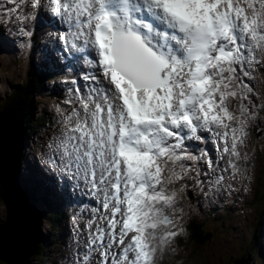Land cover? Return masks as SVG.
Masks as SVG:
<instances>
[{"label":"snow or ice","instance_id":"6c2138e0","mask_svg":"<svg viewBox=\"0 0 264 264\" xmlns=\"http://www.w3.org/2000/svg\"><path fill=\"white\" fill-rule=\"evenodd\" d=\"M5 5L3 25L27 47L38 28L54 29L48 60L64 99L40 165L79 207L72 264H159L184 231L178 200L190 184L207 197L249 178L264 0ZM5 134L0 117V142Z\"/></svg>","mask_w":264,"mask_h":264},{"label":"rangeland","instance_id":"374dc122","mask_svg":"<svg viewBox=\"0 0 264 264\" xmlns=\"http://www.w3.org/2000/svg\"><path fill=\"white\" fill-rule=\"evenodd\" d=\"M37 58L38 57H33V59H37ZM24 65L25 64H19V66H22V67H24ZM0 67L3 70V72L0 70V94L5 95L7 93L5 90L14 91L16 89V86L20 85L21 81L24 80V78L26 77V70L22 68L19 69L17 65L10 63V57L9 55H6V54H0ZM6 74H9L8 76L10 77H7ZM263 76L264 75L262 74V78ZM252 78L254 79V82H255L256 78L254 77ZM56 79L58 78L55 75V80ZM253 79L250 80V84L253 85L252 87L250 86L253 89V92L251 94L252 95L251 99L255 102L257 106H259L261 102L264 101V79H261V81L259 80L260 85L258 86L256 85L257 88H255ZM52 87H53V90H50V91L48 90V93L45 95L48 98L50 97L51 91L54 92L55 90H57V87H55L54 84ZM49 88L51 89V87ZM258 88L260 90H258ZM260 91L262 93H260ZM40 95L43 96L42 93H40ZM56 103H58V101ZM56 103H51L48 106V108H50L48 110L55 113L56 111L54 108V104ZM14 124H13V129L15 130L16 125ZM257 129H259V131ZM248 131H249L248 142H247L248 148L246 150L249 152V155L251 154V151H252L253 155L250 156V160L248 162L249 178L243 181V185L240 184V189H242L244 193L243 200L247 204L246 208H244L238 214L233 213L234 216L239 215V214L240 216L235 217V218H230L225 223L221 224L224 227V230L223 231L221 230V232H219L218 235L206 233L204 236V241L201 243L200 246L192 243L193 246L187 244L184 248L183 246H181V248H178L177 246L171 247L172 252L175 255L180 251L181 259L184 258V260H186L184 264H233V260L235 258L242 256L243 254L242 251L246 247L250 249L249 252L251 253V255L255 253L256 258H258L257 250L260 247L258 248L256 244L255 246L253 245L249 246L248 241H250V239L252 238L251 234L253 232L250 226H252L253 228L254 222L258 216L259 209L261 210L260 207L262 206V203H263V199L261 196L263 193L262 191H263V185H264V110L259 111V115L257 119L253 121L252 124H250ZM260 148H262V152ZM25 170H27L26 165H25ZM24 177H22L21 175L22 179L27 180L26 176ZM21 183H24V181L21 180ZM245 188L247 190H245ZM196 189L193 190V186L190 184L187 192L193 195V192L195 193ZM38 205L43 207V205H41L40 203H38ZM40 206L38 207L40 211L43 212ZM178 207L183 209L182 224H184L185 221L189 219L191 215H193V213L191 212V208H190L191 207L190 199H188V197L184 198V196L181 197L178 200ZM5 215H6V205L4 204L2 200V196L0 192V222H2L5 219ZM221 218L222 217L211 219L214 221L211 223L213 228L217 224H220L219 220ZM192 219L193 217H191L189 220H192ZM47 223L48 222L44 224L42 223V227L41 228L39 227V237H41L42 233L43 235L44 233H46ZM241 223L243 224L245 223L247 232L244 229L239 228L238 225L236 226V224H241ZM232 225H235V227H237V230H229L228 228H230ZM64 226H65L64 223L63 225H60V227H64ZM182 226H185V225H182ZM262 231H264V229H262ZM187 235H188L187 231H184V234L181 235V238L182 237L186 238ZM52 239L50 240L49 238H47L45 241V245L47 244V242H51V245L49 248L50 250L49 251V261L54 262V255L56 254L55 245L57 243L61 244L60 248L64 249L66 236L64 234L59 233L57 235V239L55 238H52ZM263 246H264V243L261 245V247L263 248ZM190 247H193V250L189 249L188 252L192 251V254L189 257H187L186 256L187 252L184 253L183 250L188 249ZM60 248H59V251H60ZM168 249L169 247L166 249V251L163 254L169 251ZM34 255L31 258L30 264L39 263V261L36 258L34 259ZM59 259L61 260L62 257L60 256ZM164 259L165 260L167 259V262L163 264H172V261L169 257L167 258L164 257ZM253 260L254 258L252 255L251 264H264L263 260L257 263L253 262ZM47 262L48 260L45 261V264ZM0 264H4V263H0ZM40 264H43V263L40 262ZM180 264H183V262H180Z\"/></svg>","mask_w":264,"mask_h":264},{"label":"water","instance_id":"95a60500","mask_svg":"<svg viewBox=\"0 0 264 264\" xmlns=\"http://www.w3.org/2000/svg\"><path fill=\"white\" fill-rule=\"evenodd\" d=\"M0 117L6 125L5 137L0 142V190L6 205L5 219L0 224V263L30 264L38 244L37 219L33 208L16 192L13 182L22 150L20 126L8 110H0ZM234 264H244V259Z\"/></svg>","mask_w":264,"mask_h":264},{"label":"trees","instance_id":"16d2710c","mask_svg":"<svg viewBox=\"0 0 264 264\" xmlns=\"http://www.w3.org/2000/svg\"><path fill=\"white\" fill-rule=\"evenodd\" d=\"M35 88H36V84L32 83V84L27 85V86H22L20 88V90H18L14 94V96H15L14 99L12 96V100H10V101H6V99L4 100V98L3 99L0 98V109L7 107L10 110H12L14 112V114H16L17 117L21 120V124L23 125L22 128L27 130L26 131V133H27L26 137L24 136V139H23V145H25V143L27 142L26 141L27 136L28 135L32 136V133H34V131L36 130L35 128L37 126V125L32 126V127H34L33 130L30 128V126L34 123L33 119H32L33 109L31 107V101H32V98H33L34 93H35L34 92ZM42 121H43V119H42ZM25 156H26L25 153H22L19 156V159H18L19 163L17 164L16 173H15V177H14V187H15L17 193L21 196V198L25 202L33 205V204L38 202L37 198L35 197L34 193L30 191V189L27 187V185H25L24 183H21V180H22L21 175H20L21 170H22L21 169V166H22L21 163H22L23 159L25 158ZM19 180H20V182H19ZM0 192H1V190H0ZM261 197L263 199V196H261ZM260 208H261V210L259 209L258 216H257L259 223L264 221L263 208H262V206ZM57 219H59V218H55V220H57ZM51 221L53 222L52 219H51ZM186 229L189 231L188 243H193V244L200 246L201 245L200 240H202L204 235H205V232L201 226V223H199V225H198L195 221L190 222V224L186 227ZM38 232H39V227H38ZM43 238H45V237L43 236ZM46 239L47 238H45L43 240L44 244H45ZM175 240L180 242V240H177V239H175ZM179 244L181 246H183V242H180ZM40 248L42 249V251ZM44 248L45 247L41 244V242H39L37 253L38 254L40 253L39 254L40 256H38L37 258H40V259H37V260H39L40 262H41L42 258L44 257L43 254H45ZM243 256L244 255L242 254V256H240V257H243ZM240 257H238V258H240ZM235 259H237V258H235ZM173 262L177 263V262H175V260H173ZM185 262H186V260L183 262V264Z\"/></svg>","mask_w":264,"mask_h":264},{"label":"bare ground","instance_id":"6f19581e","mask_svg":"<svg viewBox=\"0 0 264 264\" xmlns=\"http://www.w3.org/2000/svg\"><path fill=\"white\" fill-rule=\"evenodd\" d=\"M13 40H16L15 37H13ZM13 42H14V41H13ZM10 46H11V44H10L8 47H10ZM56 77H57V76H56ZM57 78H58V77H57ZM58 79H59V78H58ZM251 79H253V78H251ZM48 80H49V79H48L47 77H43V83H47ZM54 81H55V79H54ZM54 81H53V82H50V84H49V87H51V90H53V87H52V86H53ZM59 81H60V79H59ZM253 83H254V79H253ZM43 86H45V85H43ZM250 86L252 87L253 85L250 84ZM43 90H47V89L44 87ZM48 90H49V89H48ZM48 90H47V91H48ZM54 90H55V89H54ZM49 91H50V90H49ZM55 91H56V90H55ZM61 92L64 93L63 90H62ZM35 93L40 94V92H35ZM57 95H59V94H57ZM251 96H252V95H251ZM39 128H40V127H39ZM26 131H27V130H26ZM33 135L36 136L35 131H34ZM27 164H28V165L31 164V161H30L29 159H27ZM21 169H22V171L24 172V168H23V166H21ZM37 169H39L38 166H37ZM23 175H24V173H23ZM36 177H41V176H36ZM26 178H27V180H31V179H29L27 176H26ZM22 180L28 182L27 180H24V179H22ZM47 183H48V185L50 186V188L52 189V187L54 186L53 182L49 180ZM52 192H54V191H52ZM55 196L58 197V195H55ZM68 200H69V199H68ZM69 201H70V200H69ZM72 202H73V201H72ZM72 202H70V203H72ZM68 209H69V207H68ZM36 213H37V215H39L37 211H36ZM39 216H40V215H39ZM60 225H63V223L61 222ZM60 225H59V226H60ZM42 234H43V233H42ZM52 241H53V239H52ZM43 244H44V243H43ZM44 245H45V244H44ZM61 249H63V248H60V250H61ZM44 261H45V260H44ZM47 263H48V262H47ZM47 263H46V264H47ZM49 264H55V262H51V261H49Z\"/></svg>","mask_w":264,"mask_h":264}]
</instances>
